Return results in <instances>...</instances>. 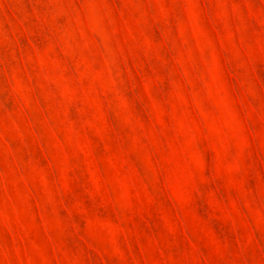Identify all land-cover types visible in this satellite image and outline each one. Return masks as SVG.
Segmentation results:
<instances>
[{"label":"rangeland","instance_id":"rangeland-1","mask_svg":"<svg viewBox=\"0 0 264 264\" xmlns=\"http://www.w3.org/2000/svg\"><path fill=\"white\" fill-rule=\"evenodd\" d=\"M0 264H264V0H0Z\"/></svg>","mask_w":264,"mask_h":264}]
</instances>
